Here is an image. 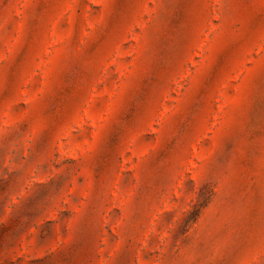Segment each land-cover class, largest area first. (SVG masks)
I'll list each match as a JSON object with an SVG mask.
<instances>
[{
    "label": "rangeland",
    "instance_id": "1",
    "mask_svg": "<svg viewBox=\"0 0 264 264\" xmlns=\"http://www.w3.org/2000/svg\"><path fill=\"white\" fill-rule=\"evenodd\" d=\"M63 258L264 264V0H0V264Z\"/></svg>",
    "mask_w": 264,
    "mask_h": 264
},
{
    "label": "crops",
    "instance_id": "2",
    "mask_svg": "<svg viewBox=\"0 0 264 264\" xmlns=\"http://www.w3.org/2000/svg\"><path fill=\"white\" fill-rule=\"evenodd\" d=\"M65 240H73V238H65ZM73 244H74V242L66 241L64 243V245L55 247V248L51 249L50 252L63 255L64 257L71 255L76 251V247ZM84 250H87V249L84 248ZM40 262H42V261H39V263ZM44 263H45V261H44ZM50 264H60V262L58 261V259H53V261H50ZM62 264H75V262H73V260H71V259L63 258Z\"/></svg>",
    "mask_w": 264,
    "mask_h": 264
}]
</instances>
